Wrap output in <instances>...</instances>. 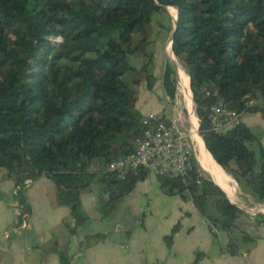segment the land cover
<instances>
[{"label": "trees", "instance_id": "trees-1", "mask_svg": "<svg viewBox=\"0 0 264 264\" xmlns=\"http://www.w3.org/2000/svg\"><path fill=\"white\" fill-rule=\"evenodd\" d=\"M167 6L177 12L170 48L189 76L204 147L264 202V146L253 148L258 137L243 122L214 132L208 120V108L218 100L264 117V0H0V170L16 188L15 226L31 213L27 180L44 175L54 183L58 204L73 218L72 233L88 219L80 195L91 183H105L98 210L107 217L149 174L138 169L118 177L107 165L132 151L142 130L135 86L145 80L153 88L152 17ZM130 55L141 57L142 65L129 64ZM173 76L167 61L162 86L171 100ZM93 163L100 172L91 171ZM156 178L165 195L191 200L209 229L227 232L230 254L253 239L239 226L243 211L201 174L195 157L186 180ZM178 227L164 236L168 246ZM104 238L87 235L79 246ZM202 257L197 252L190 264ZM68 262L61 250L59 264Z\"/></svg>", "mask_w": 264, "mask_h": 264}, {"label": "crops", "instance_id": "crops-1", "mask_svg": "<svg viewBox=\"0 0 264 264\" xmlns=\"http://www.w3.org/2000/svg\"><path fill=\"white\" fill-rule=\"evenodd\" d=\"M170 9L175 8L167 6L157 12L165 13V22L160 17L154 23L152 20V43L149 49L154 54L151 67L155 78L153 88L149 90L145 80L135 86L137 110L142 115L153 112L165 119H173L167 107L170 99L162 86L167 53L170 52V56L173 54L170 46L175 22H169L168 11L173 14ZM166 27V33L160 41L164 50V57H161L164 62L160 64L156 49L159 41L157 36ZM134 57L137 61L132 66H141L143 61L138 59L141 57ZM156 85L157 89L154 88ZM139 87H142L143 95L138 93ZM240 121L258 137L253 148L258 143L264 146V117L259 112H241ZM195 159L201 174L209 177L225 192L230 202L243 211L239 226L253 239L244 243L238 254L232 255L227 251V232L209 229L207 220L191 200H185L177 194L165 195L152 173L137 182L133 191L121 199L107 217H102L98 210V197L103 193L105 183L99 180L91 183L80 195L81 208L88 219L72 233L68 230L74 225L69 208L58 204L54 183L41 175L27 183L25 194L31 213L20 225L15 226L18 209L12 195H15L16 188L6 170L2 169L0 264H59L61 250L69 256L68 264H190L197 252L203 253L199 264H264V202L253 196L243 182H237L222 167L224 171L220 169L229 178L225 184L203 167L197 154ZM101 168L98 163L90 165L91 171L100 172ZM121 218L128 219L123 221L131 224V230L108 232L104 229L105 221L119 222ZM176 223L179 227L168 246L164 236L170 233ZM94 233H103L105 238L81 248L80 241Z\"/></svg>", "mask_w": 264, "mask_h": 264}, {"label": "built area", "instance_id": "built-area-1", "mask_svg": "<svg viewBox=\"0 0 264 264\" xmlns=\"http://www.w3.org/2000/svg\"><path fill=\"white\" fill-rule=\"evenodd\" d=\"M216 95V92H206ZM254 100H249L248 105ZM210 129L222 133L240 123V113L226 106L221 100L208 108ZM142 130L134 138V148L128 154L110 161L107 170L118 177L138 169L149 173L186 180L189 177L192 159L195 157L191 134L180 126L176 119H162L149 112L141 119ZM27 180L26 183H29Z\"/></svg>", "mask_w": 264, "mask_h": 264}, {"label": "rangeland", "instance_id": "rangeland-1", "mask_svg": "<svg viewBox=\"0 0 264 264\" xmlns=\"http://www.w3.org/2000/svg\"><path fill=\"white\" fill-rule=\"evenodd\" d=\"M170 11L173 14H170L169 11H168L169 22H175L174 18H176V10L175 9H170ZM165 16L166 15H165L164 12L155 13L153 15V17H152L153 23L155 21H157V19L159 17L161 19H163L162 22H165L166 21V17ZM166 30H167V27L161 29V31H160L161 34L157 36L159 41H158L156 49H158L157 57H158V61L160 62V64L162 62H164V61H161V57H164V50H163L162 42H160V41L163 39L164 34L166 33ZM162 35H163V37H162ZM155 36L156 35H154V38H155ZM60 40H61L60 37H57V38L54 39V41H60ZM169 53L170 52L167 53L166 60H168L171 63V65L173 66V69H174V76L173 77H174V79L176 81V93H175L174 100L170 99V100L167 101V107H168V110H169V114H171V116L176 119V122L180 126L184 127L186 130H188L189 133H190L192 131L193 123H192V119H191V116H190L189 112L185 108V103L183 101L182 93L180 91V86H179L180 74H179V71H178V66L182 67L183 69H184V67L181 64V62L173 54H171V56H170ZM138 59L140 61H143L142 58H138ZM162 60H165V59H162ZM136 61H137V59L133 55H130V56L127 57V62L129 64H131V65H134L136 63ZM154 88L157 89V85ZM141 90H142V87H139L138 88V93L140 95H143V92ZM191 95H192V93H191ZM194 109H195V104H194ZM159 111H160L159 114H161L162 113V109H160ZM12 197H13V199L16 202L15 205H17V201L15 199V195H12ZM16 209H18V206H17ZM123 220L128 221L127 218H121V221H119V222L105 221V225L106 226H105L104 229H106L108 232H119V229L122 230V232H127V230H131L132 229L131 224L128 223V222H125Z\"/></svg>", "mask_w": 264, "mask_h": 264}, {"label": "bare ground", "instance_id": "bare-ground-1", "mask_svg": "<svg viewBox=\"0 0 264 264\" xmlns=\"http://www.w3.org/2000/svg\"><path fill=\"white\" fill-rule=\"evenodd\" d=\"M178 71L180 74V91L182 93L183 101L185 103V108L189 112L193 127L191 133V140L194 148L195 156L197 154L198 161L203 165L204 168L216 179L221 181L223 184L229 180L227 174H225L220 167L214 162L210 154L204 147L203 141L197 132L198 119L195 115L194 102L191 95V90L189 87V76L186 74L184 69L178 66Z\"/></svg>", "mask_w": 264, "mask_h": 264}, {"label": "water", "instance_id": "water-1", "mask_svg": "<svg viewBox=\"0 0 264 264\" xmlns=\"http://www.w3.org/2000/svg\"><path fill=\"white\" fill-rule=\"evenodd\" d=\"M165 8V7H164ZM175 20V25H174V28H173V30L175 29V27H176V20H177V14H176V18L174 19ZM172 35H173V32H172V34H171V40H172ZM189 85H190V83H189ZM197 128H198V126H197Z\"/></svg>", "mask_w": 264, "mask_h": 264}]
</instances>
